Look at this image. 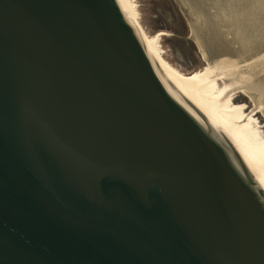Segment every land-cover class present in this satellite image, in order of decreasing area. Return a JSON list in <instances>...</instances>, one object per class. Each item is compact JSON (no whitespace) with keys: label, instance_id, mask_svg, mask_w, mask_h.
<instances>
[{"label":"water","instance_id":"water-1","mask_svg":"<svg viewBox=\"0 0 264 264\" xmlns=\"http://www.w3.org/2000/svg\"><path fill=\"white\" fill-rule=\"evenodd\" d=\"M198 1L209 61L264 52V0L237 46ZM0 264H264V190L117 0H0Z\"/></svg>","mask_w":264,"mask_h":264},{"label":"bare ground","instance_id":"bare-ground-1","mask_svg":"<svg viewBox=\"0 0 264 264\" xmlns=\"http://www.w3.org/2000/svg\"><path fill=\"white\" fill-rule=\"evenodd\" d=\"M117 2L129 24L136 30L159 73L199 110L215 130L225 136L235 146L264 190V138L247 117L239 119L237 117V109L231 105L234 96L238 92L246 93L250 94L256 102L258 107L256 110H262L259 107H264V102L263 98H260L262 94L257 89V84H253L249 81L250 79L247 80L243 75L240 77L242 72L241 70L238 71L237 66L233 67L230 64L214 62L211 59L208 62L207 69L204 71L188 76L179 73L161 55L158 47L161 34L148 38L140 29L133 0H117ZM193 8L188 10L192 16ZM186 16L190 22L187 11ZM190 25L193 35L203 50L200 35L194 29V27H198L197 23L195 22L193 26L190 22ZM204 55L209 60L205 53ZM220 81L224 83V86L218 90Z\"/></svg>","mask_w":264,"mask_h":264},{"label":"rangeland","instance_id":"rangeland-1","mask_svg":"<svg viewBox=\"0 0 264 264\" xmlns=\"http://www.w3.org/2000/svg\"><path fill=\"white\" fill-rule=\"evenodd\" d=\"M201 2L202 0L197 3ZM238 2L243 4H240L241 6L233 14L232 11L239 5ZM244 3L245 0H221L220 3L223 10L227 9L229 11L228 19L230 22L223 32L227 35L226 40L235 43L236 46L238 43L235 41L238 40L233 35L234 28L232 22L236 15H242ZM133 4L138 16V24L144 35L151 38L161 34L158 47L163 59L171 67L187 76L207 69L209 60L205 58L199 42H197V39L193 35L189 19L178 0H133ZM244 29L248 32H253L252 28L250 29L247 24H245ZM236 35L240 37L238 33ZM250 37V40L254 42L249 45L254 49L253 55H255L251 60H244L241 56L243 52H230L232 55L221 56V58L212 59V61L230 64L233 67L237 66L238 71L241 70L242 72L240 77L243 75L247 80L250 79L249 81L253 84H257V89L262 94L260 98H263L264 102V85H261L264 83L260 84L259 81L261 80L258 81V79L264 77V52L257 54L258 49H260L256 45L259 39L256 41L252 35ZM223 86L224 83L220 81L218 90L222 89ZM231 105L237 109V117L239 119L247 117L264 138V107H259L263 111H257L256 102L250 94L239 92L234 96Z\"/></svg>","mask_w":264,"mask_h":264}]
</instances>
